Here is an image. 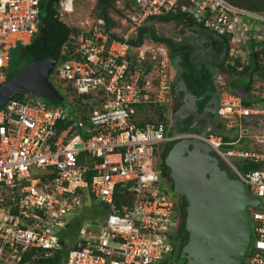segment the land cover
<instances>
[{"label":"built area","instance_id":"1","mask_svg":"<svg viewBox=\"0 0 264 264\" xmlns=\"http://www.w3.org/2000/svg\"><path fill=\"white\" fill-rule=\"evenodd\" d=\"M42 1L0 0V85L10 50L28 45L35 34ZM71 3L58 2L60 19ZM129 6L115 19L120 30L96 17L59 49L48 80L77 107L72 118L61 105L30 94L0 107V264L45 259L63 246L70 248L61 264H158L178 218L157 159L165 145L180 140L207 146L261 200L248 209L251 242L242 264H264V168L236 164L264 165V140L254 136L260 146H248L245 128L264 118V105L244 106L228 81H221L214 116L229 140L188 124L174 131L166 52L129 44L140 28L152 27L151 20L177 12L191 28L225 39L223 71L230 67L229 76L240 79L250 51L264 47V13L226 0H131ZM248 95L258 93L251 88ZM84 205L98 208L99 218L81 224L74 240L61 239L70 225L66 215Z\"/></svg>","mask_w":264,"mask_h":264},{"label":"water","instance_id":"2","mask_svg":"<svg viewBox=\"0 0 264 264\" xmlns=\"http://www.w3.org/2000/svg\"><path fill=\"white\" fill-rule=\"evenodd\" d=\"M179 60L172 56L169 61L170 73L175 70L176 76ZM55 62L54 58H32L9 76L0 85V107L21 94L33 95L48 104L61 103L63 97L48 80ZM170 88L172 99L177 98L169 118L171 129L176 131L184 123L196 132L206 129L217 109L216 95L203 91L196 97L181 79L171 75ZM231 91L242 100L249 99L244 84ZM205 97L208 99L198 106ZM162 153L160 161L168 172L170 191L184 201L181 232L186 241L178 251V259L183 264H242L251 242L248 209L261 206V200L249 195L198 141L171 142Z\"/></svg>","mask_w":264,"mask_h":264},{"label":"trees","instance_id":"3","mask_svg":"<svg viewBox=\"0 0 264 264\" xmlns=\"http://www.w3.org/2000/svg\"><path fill=\"white\" fill-rule=\"evenodd\" d=\"M60 0H43L39 5L38 11V24L36 26V32L31 38L30 42L26 46H19L20 53L24 59V65L32 58H39L41 60H46L48 58L58 59L59 49L64 44L67 36L70 33L78 32V28H74L64 23L59 17L57 12V5ZM128 4H131V0H126ZM228 3L246 9L248 11L254 12H264V0H226ZM116 0H95V18H100L104 26L108 29H113L117 31L115 27V19L112 18L111 13H118L115 10L114 5ZM117 11V12H116ZM119 14V13H118ZM123 16V14L121 15ZM120 16V17H121ZM180 14L177 12L175 14H169L165 17L157 18L156 22L172 23L174 26L182 24L180 21ZM187 27H192L191 22L186 23ZM148 27H142L138 30L137 36L133 40H129V44L132 47L140 46L143 40L142 33L146 32ZM117 35H111L112 38H116ZM221 44L226 48L225 39L222 38ZM252 46H250V49ZM187 55V54H186ZM171 59L172 55L168 56ZM23 65V66H24ZM232 68L228 67L225 69V73L229 75L232 73ZM239 75L245 79V89L249 93L253 82L258 81L260 84L264 85V47L261 46L260 49L256 51H250L249 53V63L244 66ZM31 96V95H30ZM248 100H242L244 106H249L251 103H257L264 105V98H260L259 94L256 96L248 95ZM16 100H22V94L14 97ZM59 103H52L56 105ZM187 125L183 126L182 131L185 130ZM223 123L219 121L214 128L209 132L220 135L222 140L228 141L229 138L226 136L223 130ZM163 154V153H162ZM161 154V156H162ZM237 166L242 170H260L264 168L262 164L244 163L236 161ZM222 167V166H221ZM223 168V167H222ZM231 176V175H230ZM70 227V225L68 226ZM67 227V228H68ZM69 246H63L58 252L52 254L50 257L45 259H34L33 261L27 262V264H61ZM175 257V256H174ZM24 259V258H23ZM172 259V258H171ZM170 259V260H171ZM182 262V263H181ZM180 264H183L181 260ZM24 264V262L22 263Z\"/></svg>","mask_w":264,"mask_h":264},{"label":"flooded vegetation","instance_id":"4","mask_svg":"<svg viewBox=\"0 0 264 264\" xmlns=\"http://www.w3.org/2000/svg\"><path fill=\"white\" fill-rule=\"evenodd\" d=\"M127 11H125V13H127ZM150 24H152V27H148V30L142 33V43L145 45L147 44L148 47H159L165 50L167 55L178 56L180 59L178 63L180 70L178 71L177 76L175 73L176 71L173 70L172 73H170L171 77L173 79L177 77V80L181 79L184 82L186 89L196 97H198L203 91L210 94L213 93L218 97V82L225 79L222 68V63L225 58V47L222 46L220 39L207 32L205 33L204 31L193 29L191 27H187V30L189 31L187 36H183L181 28L177 30L172 29V32H168L164 36V34H161L158 30L162 27H167L172 23L155 21L150 22ZM192 46L195 47V50ZM207 99L208 97H205L204 100L197 105L201 106ZM176 100L177 98L173 99L172 102L175 103ZM184 125L186 126V123H184ZM182 128H180V130ZM157 165L160 169V178L169 190L170 196L177 210V227L175 226L172 233V238L169 242L170 248L168 251L171 258L172 255L175 256L171 259L173 261L170 262L171 264H174V261L178 259V248L186 241V235L181 232V221L184 219L182 215L184 201L182 198L171 193V183L168 178V172L162 167L160 157L157 159Z\"/></svg>","mask_w":264,"mask_h":264},{"label":"rangeland","instance_id":"5","mask_svg":"<svg viewBox=\"0 0 264 264\" xmlns=\"http://www.w3.org/2000/svg\"><path fill=\"white\" fill-rule=\"evenodd\" d=\"M118 4L114 5L115 10H118V13H111L112 18L116 19L119 18L123 12L129 10V4L126 0H116ZM71 7L69 11H66L65 13L62 12L61 20L68 24L71 27L79 28L81 26L89 25L93 22L95 18V0H72ZM120 5V6H118ZM117 12V11H116ZM264 13V12H262ZM115 22V21H114ZM173 24H169L167 27H162L160 30H158L161 34L166 35L168 32H172L174 30H177L181 28V31H183V36H187L189 34L186 26V22H182V24L172 26ZM116 30H120V27L115 22ZM175 33V32H174ZM206 33V32H205ZM169 56V55H167ZM168 61H170L168 57ZM24 65V59L22 54L20 53V47L17 46L14 49L10 50L9 52V62L6 70L4 71L5 78L7 79L9 76L17 72L19 69H21ZM225 75V79H228L229 86L231 88L239 85L245 84L244 78H231L234 76H229L225 74V71L223 72ZM255 87H257L255 89ZM251 88L264 97V85L260 84V82L255 81L253 82ZM56 90L63 96V101L59 103V105L62 106L64 112L66 115L70 118H72V110L77 109L76 106L72 105L71 102L63 95V93L59 90L58 87H56ZM33 96V95H32ZM35 97V96H33ZM257 125L247 126L245 127L248 130V139L246 142L248 143V146L252 148H257L260 145H257L255 142L254 136H258L259 138L264 140V118H260L257 122ZM219 164L221 165V162L219 161ZM86 204L88 201H84ZM262 202L264 200L262 199ZM96 207L87 209L85 205L81 209L80 212H73L66 215L65 219L69 222L70 221V227H68L66 230H64L62 233L66 236L61 237V239L68 241V240H74V237L76 236V233L78 231V228L81 224L87 223L90 220H94L99 218L96 214ZM181 247V246H180ZM180 247L177 251H179ZM174 258V255H172V259ZM171 256L169 252H167L165 255H163V259L158 264H171L170 262L173 260H170ZM181 260L176 259L174 261V264H180ZM182 263V262H181Z\"/></svg>","mask_w":264,"mask_h":264},{"label":"crops","instance_id":"6","mask_svg":"<svg viewBox=\"0 0 264 264\" xmlns=\"http://www.w3.org/2000/svg\"><path fill=\"white\" fill-rule=\"evenodd\" d=\"M61 1V0H60ZM6 80V79H5ZM175 103L172 102V106ZM219 121L221 122L220 119L216 118L215 116H212L209 120H208V126L206 127V129L211 130L212 128H214V126L219 123ZM224 130V129H223ZM226 136L231 137V134L228 132H225Z\"/></svg>","mask_w":264,"mask_h":264}]
</instances>
